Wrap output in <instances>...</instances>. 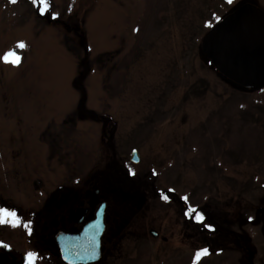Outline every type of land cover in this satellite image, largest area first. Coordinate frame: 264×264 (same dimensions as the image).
Segmentation results:
<instances>
[{"label": "rangeland", "instance_id": "374dc122", "mask_svg": "<svg viewBox=\"0 0 264 264\" xmlns=\"http://www.w3.org/2000/svg\"><path fill=\"white\" fill-rule=\"evenodd\" d=\"M245 2L264 11V0H48L41 14L0 0V54L21 56L0 62V196L24 218L0 233L15 253L62 264L38 238L32 168L42 200L82 196L98 176L110 188L131 169L186 209L153 192L107 196L117 223L97 264H193L197 249L198 264H264V82L244 89L209 61L215 16ZM82 100L100 121L77 117Z\"/></svg>", "mask_w": 264, "mask_h": 264}, {"label": "water", "instance_id": "95a60500", "mask_svg": "<svg viewBox=\"0 0 264 264\" xmlns=\"http://www.w3.org/2000/svg\"><path fill=\"white\" fill-rule=\"evenodd\" d=\"M209 61L223 77L244 88L255 87L264 79V11L245 3L224 15L218 23ZM83 100L79 102L83 108ZM88 115L96 118L93 111ZM134 150L130 160L138 162ZM94 191L92 203L97 198ZM105 205L97 209L95 219L76 233L63 232L56 239L61 260L66 264H86L97 261L100 254V236L104 230ZM151 234L156 235L154 231Z\"/></svg>", "mask_w": 264, "mask_h": 264}, {"label": "flooded vegetation", "instance_id": "af4514ba", "mask_svg": "<svg viewBox=\"0 0 264 264\" xmlns=\"http://www.w3.org/2000/svg\"><path fill=\"white\" fill-rule=\"evenodd\" d=\"M86 116V110L80 109L77 117L80 119V117ZM97 120L100 121V118L97 117ZM104 122L103 119H101ZM106 125V124H104ZM106 131L107 129L104 128ZM107 137H112V135L105 134ZM109 147L112 149V141H108ZM114 155V153H113ZM52 158V157H51ZM129 160V158H128ZM52 161V160H51ZM113 163L117 164L114 160ZM115 167H118V165H115ZM34 171V174L32 176V184L33 188H38L36 193H38V197L35 200V203H38V210H36V224L38 225V238L39 240H42L44 238L50 239L52 241L53 246L52 247H46L44 250L48 251L51 255H55L58 260H60V252L56 245V237L63 233V232H70V233H76L79 232L84 228V225L89 223L91 220L95 218V212L97 208L100 206V204L105 205V211H104V226L105 229L102 233L101 243L100 247L102 248L101 255L103 253L104 247H103V239H104V233L106 230H110L114 228V225L116 226L117 223V215L115 216L114 211L113 215L112 210L109 212L108 209V198L107 196H115V195H122L124 198H131L134 199L137 196V193H147V192H153L154 197H161V193H164L168 196V202L172 201L174 204L178 206V208L183 207L185 208V204L180 201V199L172 192L168 190H158L156 191L151 183H147L145 180H141L142 176L138 174L134 175H128L125 178V182L116 183L115 185L111 186L112 184H108L110 188H106V184L102 182V177H97L98 180H96V186L92 188V186L86 188L82 196L79 197H73L70 195V192L65 191L61 195H57L55 193H51L48 195L47 198L41 199L40 197V186L39 181L40 177L36 176V170L32 168ZM103 176V175H102ZM141 176V178H140ZM145 177V176H144ZM123 179V178H122ZM143 182V184H142ZM115 187L120 190V192L115 191ZM66 189V188H65ZM39 190V191H38ZM97 190V198L92 203V198L94 197V191ZM115 191V192H114ZM0 201L3 202L2 206L0 207H6L11 210H15L17 213V216L21 219L22 213L18 212V210H21L22 208H19L20 205L18 202H16L11 197H3L0 196ZM179 212V211H178ZM180 213V212H179ZM116 217V218H115ZM22 218L21 220H23ZM180 221V220H179ZM10 222V221H9ZM9 222L2 224L1 226L3 229ZM115 223V224H114ZM8 226V225H7ZM150 231V230H149ZM150 234V233H149ZM157 234V232H156ZM155 238L158 237L154 236ZM164 241H166V238H163ZM0 241H3L6 243L9 247L4 248L0 247V264H26V258L25 254L29 252L28 250H23L22 253H15L12 250L11 241H9V238L6 236L5 233H0ZM113 244V243H112ZM37 252V251H36ZM38 252H41L40 250ZM37 252V253H38ZM39 254V253H38ZM62 264V260H60ZM56 264V262L54 263ZM58 264V262H57Z\"/></svg>", "mask_w": 264, "mask_h": 264}, {"label": "snow or ice", "instance_id": "6c2138e0", "mask_svg": "<svg viewBox=\"0 0 264 264\" xmlns=\"http://www.w3.org/2000/svg\"><path fill=\"white\" fill-rule=\"evenodd\" d=\"M10 2L15 3V0H10ZM233 0H227V3L231 4ZM32 3L34 6L37 7V10L41 13L44 14L45 12L48 11L49 9V3L48 0H32ZM215 19L217 22L221 20V17L215 16ZM206 26L211 28L213 25L212 23L206 22ZM16 48L23 49L25 48V44L23 41H20L17 43L15 46ZM21 61V56L13 49H10L8 51L3 52L0 54V62H3L5 64H12V65H18ZM129 175H134V172L129 169L128 172ZM168 191H173L169 189ZM161 198L164 199L165 201L168 200V196L164 193H161ZM183 199L187 200V197H184ZM186 216H194V219L197 221L202 222L203 221V216L201 213L198 212V210L195 207L189 208V210L185 213ZM12 222L13 226H17L18 224L21 223L20 218L17 216V213L15 210H11L6 207H0V223H6V222ZM206 227H209L211 229L210 225H206ZM0 247L7 248L9 247L6 243L3 241H0ZM207 249H197L194 252L193 255V264H198L200 258L203 255L207 254ZM26 258V264H36V261L40 258L39 254L34 251H29L25 254Z\"/></svg>", "mask_w": 264, "mask_h": 264}]
</instances>
